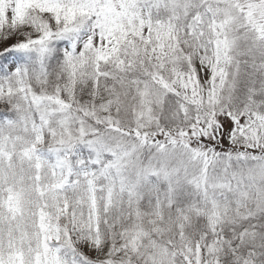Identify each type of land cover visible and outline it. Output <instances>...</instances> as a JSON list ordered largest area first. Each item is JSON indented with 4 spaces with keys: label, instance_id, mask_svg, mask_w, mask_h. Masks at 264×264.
Instances as JSON below:
<instances>
[{
    "label": "snow or ice",
    "instance_id": "1",
    "mask_svg": "<svg viewBox=\"0 0 264 264\" xmlns=\"http://www.w3.org/2000/svg\"><path fill=\"white\" fill-rule=\"evenodd\" d=\"M0 264H264V0H0Z\"/></svg>",
    "mask_w": 264,
    "mask_h": 264
}]
</instances>
